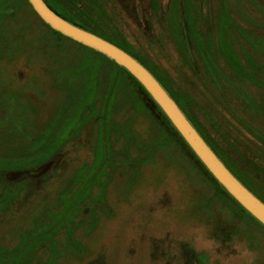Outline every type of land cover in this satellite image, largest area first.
Instances as JSON below:
<instances>
[{"label": "rangeland", "instance_id": "374dc122", "mask_svg": "<svg viewBox=\"0 0 264 264\" xmlns=\"http://www.w3.org/2000/svg\"><path fill=\"white\" fill-rule=\"evenodd\" d=\"M51 1L121 38L264 200V0ZM57 33L0 0V264L48 230L19 264H264V227L130 73Z\"/></svg>", "mask_w": 264, "mask_h": 264}, {"label": "water", "instance_id": "95a60500", "mask_svg": "<svg viewBox=\"0 0 264 264\" xmlns=\"http://www.w3.org/2000/svg\"><path fill=\"white\" fill-rule=\"evenodd\" d=\"M36 14L59 34L88 47L124 69L146 90L195 157L221 188L264 227V203L219 159L168 92L139 61L110 41L78 27L55 13L43 0H28Z\"/></svg>", "mask_w": 264, "mask_h": 264}, {"label": "trees", "instance_id": "16d2710c", "mask_svg": "<svg viewBox=\"0 0 264 264\" xmlns=\"http://www.w3.org/2000/svg\"><path fill=\"white\" fill-rule=\"evenodd\" d=\"M55 13H57L59 16H61L62 18H64L65 20H67L68 22L78 26V27H81L85 30H88L108 41H110L111 43L115 44L116 46L120 47L121 49H123L124 51H126L127 53H129L132 57H134L137 61H139L144 67H146L157 80L158 82L163 86V88L167 91V87L165 86V84L162 82V80L159 78V76L157 75V73H155V70L149 68L148 66H146V64L143 62V60L141 58H139V56H136L135 52H133L131 50V48L129 46H127L126 43H124V41H121V38H115L113 37L112 35H110V33H107L103 28H101L100 26L101 25H94V26H91L89 23H86L84 21H77L73 18H71L70 16L66 15L59 7H56L57 5L53 4V2L51 0H43ZM85 5H89L88 8H90L92 5L96 4L97 6L100 7V5L97 3V0H85ZM98 14L99 15H104V17H106L107 15L104 13V10L101 9H98ZM110 27V26H109ZM112 30V29H111ZM58 35H61L59 33H57ZM112 36V37H111ZM99 56L103 57L104 59L108 60L105 56L101 55L100 53H98ZM109 61V60H108ZM114 67H116L117 69L119 70H122V71H125L124 69H122L121 67H119L118 65H116L114 62L112 61H109ZM127 73V72H126ZM129 76V74H128ZM130 78H132L130 76ZM133 79V78H132ZM134 80V79H133ZM134 82L138 85V87L140 88L141 92L143 93V95L146 97V99L149 101V103L152 105V108H155L158 110V112L160 113L161 117L164 119L166 125L169 127V129L173 132V134L175 136H177L178 140L184 145V147L187 148V150L191 153V151L188 149L187 145L182 141V139L179 137V135L176 133V131L173 129V127L170 125L169 121L165 118V116H163V114L160 112L159 108L155 105V103L152 101V99L148 96V94L145 92V90H143V88L134 80ZM168 92V91H167ZM168 94L172 97V99L177 103V105L179 106V108L182 110V112L185 114L184 110H183V102L182 100H177L174 98V96H172L169 92ZM185 116L188 118V120L191 122L190 118L188 115L185 114ZM192 123V122H191ZM195 129L199 132V134L203 137V139L206 141V143L210 146V148L216 153V155L219 157V159L226 165V167L234 174V176L246 187L248 188L256 197H258L255 192L252 190L251 186H250V183L249 181H251L247 175L245 174L244 176L242 175H239L240 174V171H237V167H235V165L233 164V162L229 159V158H225L224 157V151L219 148V145H216L215 143H213L210 138L208 136H206L205 134H203L200 129L195 126V124H192ZM210 141V142H209ZM212 142V143H211ZM192 154V153H191ZM198 162V161H197ZM198 164L200 165V167L202 168V170L211 178V180L217 185L219 186L214 180L213 178L209 175V173L204 169V167L198 162ZM42 167H38L37 171H32L30 169V167H27L26 169H24L23 171H26L29 173L30 176H36L37 173L36 172H40ZM13 170H18L17 168L15 169H12L11 171ZM22 170V169H21ZM20 170V171H21ZM243 172V171H242ZM8 175L7 176H11L12 174L10 172L7 173ZM11 174V175H10ZM224 193L229 199H231L224 191L222 192ZM259 198V197H258ZM261 200V198H259ZM263 203H264V200H261ZM242 210V209H241ZM248 215V214H247ZM248 217L250 219H252L253 221H255L250 215H248ZM68 220H71L70 218H66V221ZM257 222V221H255ZM48 233H49V236L47 235L42 237L41 235H37L38 238L35 239L34 242H32L29 246H20L18 248V251L14 254H16V261L15 264H19L20 261L22 260V258L25 256L26 253L29 252V250L31 249H35V247L37 246L36 244L38 243L39 240H51L52 238V233L50 230H48ZM51 233V234H50ZM51 235V236H50ZM51 245L53 247L52 251H51V258H53L54 256V252H55V243L54 241H51Z\"/></svg>", "mask_w": 264, "mask_h": 264}]
</instances>
